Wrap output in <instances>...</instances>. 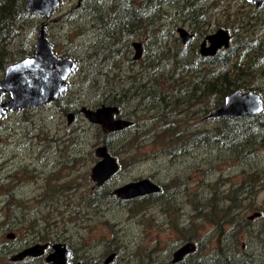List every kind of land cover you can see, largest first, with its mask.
I'll use <instances>...</instances> for the list:
<instances>
[{"label": "rangeland", "instance_id": "1", "mask_svg": "<svg viewBox=\"0 0 264 264\" xmlns=\"http://www.w3.org/2000/svg\"><path fill=\"white\" fill-rule=\"evenodd\" d=\"M96 2L108 5L112 0H85L77 8L76 0H60L59 8L48 20L34 16L33 27L25 31L33 29V45L36 30L44 24L55 52L75 60L77 68L68 79L63 98L34 109L8 113L0 120V264H11L7 256L24 241H31L32 232L37 231L66 244L75 251L77 260L105 256L110 253L108 246L115 238L118 250L115 264H171L172 253L186 242L191 243L194 251L179 264H226V260L228 264L264 263V147L258 149L253 159L237 165L230 154L210 146L191 150L182 158L165 157L159 153V144L150 139L137 151L128 143V134H115V140L105 146L116 158L119 171L99 189L111 193L124 184L149 179L165 186L167 202L145 203L131 212L127 201L119 203L120 199L114 195V200L102 203L97 209L80 201V197L98 189L90 181L89 171L95 162L94 147L104 145L105 140L104 133L89 124L81 110H94L103 105V96L111 91L113 74H116L115 81L123 89L127 88L128 81L124 78L146 61L141 57L130 68L132 64L126 60L131 59V51L117 63L115 71H107L108 65L98 64L93 57L86 58L98 37L91 26L92 15L86 10ZM136 3L138 0L135 1L138 7ZM250 5L223 1L205 35L222 29L219 26L226 21V12L230 14L229 20L244 19L253 11ZM160 11L172 12L166 6ZM257 13L263 17L264 9ZM168 21L160 20V23ZM260 27L258 24L256 31ZM176 28L174 37L177 38ZM259 35L264 38V31ZM171 39L167 37L166 44ZM137 42L144 45L143 40ZM142 50V56L151 57L150 46ZM119 88L115 93H119ZM130 110L131 106H127L118 115L129 121ZM71 113L74 118L69 121L67 116ZM149 117L146 114L144 119ZM186 125V132L193 133L208 130L216 122L189 118ZM126 146L129 148L125 150ZM121 150L124 151L121 153ZM152 151L153 155L149 156ZM250 169L259 173L263 186L256 188L257 194L251 203L244 199L240 202L238 207L243 209L238 214L245 219L253 213L261 216L240 230L232 225H222L217 230L214 221L198 217V206L209 199L212 191L225 200L227 191L237 186L242 174ZM179 180L182 182L178 183ZM15 207H20L21 212L17 213ZM7 225L12 228L6 229ZM5 230L18 236L6 240ZM186 234L190 239H186Z\"/></svg>", "mask_w": 264, "mask_h": 264}, {"label": "trees", "instance_id": "2", "mask_svg": "<svg viewBox=\"0 0 264 264\" xmlns=\"http://www.w3.org/2000/svg\"><path fill=\"white\" fill-rule=\"evenodd\" d=\"M135 1L112 0L108 5L96 2L86 10L92 15L91 26L98 33L93 50L86 58L93 57L98 64L108 65L107 71H115L117 63L131 53V43L143 40L141 46L145 51L147 46L151 47V57L141 56L146 61L124 78L128 81L127 88L123 89L113 74L111 91L102 98L103 105L115 107L118 111L131 106L127 113L129 125L117 135L128 134V143L137 151L150 139L159 144V153L165 157L182 158L191 150L210 146L230 154L237 165L245 159H253L258 149L264 147V38L259 35L264 31V16L257 13L264 8L256 9L250 5L253 11L244 19L234 17L229 20L230 14L226 12V21L219 27L227 30L229 47L220 49L213 57H202L196 43L204 39L211 18L227 0H138V7ZM228 1L231 5L237 1L245 3L243 0ZM165 6L172 12H161ZM34 16L25 11L24 0H0V78L7 65L32 54L33 29L25 31L33 27L31 20ZM166 19L170 21L160 23ZM177 24L180 25L177 28L185 27L192 35L186 45L174 37ZM258 24L261 27L256 31ZM169 36L172 39L166 44ZM47 39L55 50L51 39ZM139 60L126 61L132 64V68ZM118 86L119 93H115ZM236 90L256 93L262 100V111L241 118H209V114L222 105L224 98ZM146 114L150 117L144 119ZM189 118L213 120L216 125L208 130L187 133ZM102 136L104 145L115 140L112 134ZM261 181L259 173L250 169L242 174L237 186L227 191L225 200L218 192L212 191L209 199L198 206V217L207 222L214 221L217 230L222 225L243 229L250 225V221L239 216L238 212L243 208L238 205L243 199L249 203L254 200L256 188L264 185ZM159 187V193L127 200L129 210L134 212L145 203L167 202L165 186ZM96 188L89 196L80 197L84 206L97 209L102 203L115 199L110 192ZM186 239H190L187 234ZM111 242L112 245L108 246L110 253L117 250L115 241Z\"/></svg>", "mask_w": 264, "mask_h": 264}, {"label": "water", "instance_id": "3", "mask_svg": "<svg viewBox=\"0 0 264 264\" xmlns=\"http://www.w3.org/2000/svg\"><path fill=\"white\" fill-rule=\"evenodd\" d=\"M84 0H77V5ZM255 7H264V0H243ZM60 6V0H24V9L27 13L40 16L45 20ZM177 38L182 45L191 41L192 35L184 28H176ZM229 34L218 29L208 34L200 42L198 53L202 57H213L220 49L229 47ZM131 60L136 61L142 55L140 42L131 43ZM76 61L71 58L56 56L52 46L47 40V32L44 24L36 30L35 41L32 45V54L7 65L0 78V97L7 95V100L0 101V119L7 113L21 112L25 109H34L43 106L57 97L63 95L67 90V80L75 72ZM84 117L91 123L99 125L107 131H118L126 128L129 123L126 121L112 120L116 109L108 106H101L95 110H81ZM262 111L260 97L251 91L241 92L239 90L228 94L222 105L209 114V118H241L257 115ZM67 118H71L68 115ZM95 156L99 159L90 169V180L96 187L101 186L118 167L115 159L111 157L105 146H99L94 150ZM160 192V187L148 179H140L124 184L112 190V195L120 200H130ZM258 213L248 216V220L258 217ZM190 244H185L176 249L172 254L173 263L182 259L188 252L194 249ZM45 245H34L11 257V261H19L25 256H36L42 254ZM52 253L47 261L50 264H66L69 252L60 243L54 244ZM114 257L110 254L102 264H108Z\"/></svg>", "mask_w": 264, "mask_h": 264}, {"label": "flooded vegetation", "instance_id": "4", "mask_svg": "<svg viewBox=\"0 0 264 264\" xmlns=\"http://www.w3.org/2000/svg\"><path fill=\"white\" fill-rule=\"evenodd\" d=\"M85 1V0H84ZM84 1H82V2H84ZM80 5V4H79ZM79 5H77V0H76V8L77 7H79ZM256 8H259V7H256ZM260 8H264V7H260ZM203 40V39H202ZM201 40V41H202ZM200 41V42H201ZM200 42L198 43V49H199V44H200ZM54 50V49H53ZM54 52H55V50H54ZM55 54H56V56H58V57H61L60 55H58L56 52H55ZM142 56V55H141ZM61 58H64V57H61ZM77 63V62H76ZM68 82V81H67ZM62 96H64V95H61V96H59V97H57L55 100H53V101H58V99L59 98H61ZM101 106H105V105H101ZM109 107V106H108ZM100 108V107H99ZM112 108H115V107H112ZM116 109V108H115ZM95 110V109H94ZM81 113H82V111H81ZM83 114V113H82ZM119 111L116 109V113H113V115H112V120L113 121H115V120H120V121H125L123 118H121L119 115ZM6 116V115H5ZM5 116H3L1 119H3ZM72 118H74V114L73 113H71V118H67L69 121L72 119ZM0 119V120H1ZM87 122L89 123V124H91L93 127H98L100 130H101V132L102 133H104V135H110V134H112V135H115V134H117V133H119L120 131H122L123 129H120V130H118V131H107V130H104L102 127H100L99 125H96V124H93V123H91V122H89L88 120H87ZM129 123V122H128ZM99 146H105V145H97V146H95L94 147V149H93V156H94V158H95V162H94V164L99 160L96 156H95V154H94V150L97 148V147H99ZM106 147V146H105ZM106 149H107V147H106ZM107 151H108V149H107ZM108 153H109V151H108ZM109 155H110V153H109ZM111 156V155H110ZM112 157V156H111ZM114 158V157H113ZM115 159V158H114ZM115 162H116V164H117V167H118V169H117V171H116V173L119 171V165H118V163H117V160L115 159ZM93 164V165H94ZM91 169V168H90ZM116 173L113 175V176H111L105 183H107L111 178H113L115 175H116ZM89 174H90V171H89ZM89 179H90V177H89ZM91 181V180H90ZM92 182V181H91ZM93 183V182H92ZM105 183H103L101 186H103ZM94 184V183H93ZM94 186H95V184H94ZM101 186H99V187H101ZM96 187V186H95ZM112 194V193H111ZM151 195V194H150ZM130 200H132V199H130ZM6 207H8V206H6ZM16 208V211H17V213H20L21 212V208L20 207H15ZM2 213V212H1ZM15 217H17L16 215H14ZM260 216H261V214H260ZM5 228L6 229H8V230H10L11 228H12V225H7V226H5ZM16 228V227H15ZM8 230H5V233H3V234H5L4 235V237H5V239L6 240H9V241H11V240H13L16 236H18V233H17V231H16V233L17 234H15V233H12V232H6V231H8ZM33 233V236H32V240L31 241H24L18 248H16V249H14L12 252V254H10V255H8L7 257H8V263H11V264H50V262L49 261H47V259L49 258V255L52 253V247L54 246V244H56V243H60V244H63L64 246H65V249L69 252V256H68V258L66 259V264H102L103 262H104V260L110 255V254H114V257H113V259L108 263V264H115V261H116V258H117V256H118V254L116 253V252H111V253H108V254H106L105 256H99L97 259H91V260H77L76 259V255H75V251H73L72 249H70V248H68L67 247V245L66 244H64V243H61V242H57V240L56 239H54V238H47V235L46 234H44L43 232H32ZM114 241H115V238H114ZM185 244H190L191 245V243H189V242H186V243H184L183 245H185ZM34 245H45V248H44V250H43V252H42V254H40V255H36V256H25V257H23L22 259H20L19 261H11L10 259H11V257L13 256V255H15V254H17V253H20L21 251H23V250H25V249H27V248H30V247H32V246H34ZM182 246V245H181ZM180 246V247H181ZM191 247L192 248H194L192 245H191ZM190 246H189V249L191 248ZM179 248V247H178ZM177 248V249H178ZM241 248H243V245H241ZM194 251V250H193ZM192 251V252H193ZM192 252H188L187 254H185L183 257H182V259L181 260H179V261H177V262H175V263H173L172 261H170V263L171 264H179V263H182V262H184V259H185V257L188 255V254H190V255H192ZM173 254V253H172ZM71 256H73L74 257V259L73 260H71ZM251 258V257H250ZM171 259H172V256H171ZM227 263H228V261H227ZM243 264H247V262L245 261V262H243ZM262 264H264V263H262Z\"/></svg>", "mask_w": 264, "mask_h": 264}, {"label": "bare ground", "instance_id": "5", "mask_svg": "<svg viewBox=\"0 0 264 264\" xmlns=\"http://www.w3.org/2000/svg\"><path fill=\"white\" fill-rule=\"evenodd\" d=\"M109 149V148H108Z\"/></svg>", "mask_w": 264, "mask_h": 264}]
</instances>
